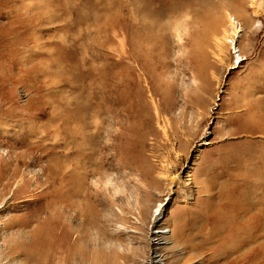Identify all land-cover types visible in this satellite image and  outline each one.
<instances>
[{
    "label": "rangeland",
    "instance_id": "obj_1",
    "mask_svg": "<svg viewBox=\"0 0 264 264\" xmlns=\"http://www.w3.org/2000/svg\"><path fill=\"white\" fill-rule=\"evenodd\" d=\"M252 112L264 118V0H0V264H220L198 249L218 217L254 201L248 217L264 216ZM75 183L81 212L48 229L42 214L19 241Z\"/></svg>",
    "mask_w": 264,
    "mask_h": 264
},
{
    "label": "bare ground",
    "instance_id": "obj_2",
    "mask_svg": "<svg viewBox=\"0 0 264 264\" xmlns=\"http://www.w3.org/2000/svg\"><path fill=\"white\" fill-rule=\"evenodd\" d=\"M229 19H230V25H229L230 33L227 36L228 38L227 43L228 45L231 44L232 47L233 39L235 40V43L237 42L238 44V40H239L238 37H240L242 28H239L238 25H235V22H232L231 17ZM250 115L252 116L253 119L264 120L263 117H257L256 115H253V112ZM263 120H261V122ZM21 157H23V155L17 156V158L15 157L17 160V165L20 164L21 160L19 159ZM12 163L14 164L15 162L12 161ZM6 165L10 167L11 164L8 163ZM62 171L63 168L60 165L54 164V162L51 164L49 168L43 169V173L47 174L49 179H51L52 177L55 178L60 176V174H62ZM16 174H17V170L14 171L13 176L16 177ZM0 180H1L0 201L2 202L3 201L2 198L6 196L8 190L10 189V184L9 183L4 184L2 183V179ZM28 182L29 181L25 179V176H23L21 180L18 182V184H16L14 187V190H16L14 195H18L22 191L26 190L25 186ZM36 183L40 185L38 181ZM61 184L63 185L65 183H61ZM75 184H76V188L75 190L72 191V193L63 194L61 191L60 192L54 191V194L49 196V197H53V200H51V204L43 207L42 209L40 208L41 209L40 211L36 212V214L34 213L33 215H30L29 219H27L21 225H18L17 227L22 230L21 233L19 232L17 233L18 240L22 241L24 240V238H26L23 230H26L29 227L31 228L34 222L40 220L41 218L40 216L42 214L47 215L49 218L46 224V227L48 229V227H52L51 224L53 225V227L55 225H67L66 221L68 220V218L66 216V211L69 212L70 210H75L76 212L78 211L80 213L81 207H79L78 203L74 202V200L79 199V196L82 192V188H81L82 186L81 183H78V185L77 183ZM261 191H264V188H257V191H254L256 193L252 197V202L255 197L257 198V196L263 194V192L261 193ZM254 205H255V201L248 208L249 210H247V208L246 210H242L241 208L234 205L228 209L226 214L220 215L218 218L220 219L221 217H223V220L218 221L219 220L218 219L214 231H212V233L207 238L205 237L203 241L199 243L198 249L200 250V252L204 250L210 251L211 254H207V256L212 258L216 256L219 257L218 261L221 262L220 264H264V240H263L264 226L253 227L249 223V220H253L257 216H258V221L263 220L261 218L262 215L261 213H258V215L256 216L248 217V212L253 210ZM6 209H10V208H6L4 203L0 204V212ZM157 210H159V208H157ZM260 211L261 210H259V212ZM79 213H77V216L79 215ZM8 225H11V227L15 228V225L12 224L11 222H9ZM44 233L45 232L43 231L42 234ZM46 233L48 234V232ZM34 237H35L34 239L36 240L35 244L37 245V242L42 237L41 232L39 231L37 234L35 233ZM156 264H161V262Z\"/></svg>",
    "mask_w": 264,
    "mask_h": 264
},
{
    "label": "built area",
    "instance_id": "obj_3",
    "mask_svg": "<svg viewBox=\"0 0 264 264\" xmlns=\"http://www.w3.org/2000/svg\"><path fill=\"white\" fill-rule=\"evenodd\" d=\"M231 19H232V22H235V25H238L239 28H241V25L239 23V21L233 17V16H230ZM232 39V38H231ZM231 50H232V53L234 54V56L239 60L241 61L242 60V57H240V48H239V44H237V42L235 43V40L233 39V45L231 47V44L228 45Z\"/></svg>",
    "mask_w": 264,
    "mask_h": 264
}]
</instances>
